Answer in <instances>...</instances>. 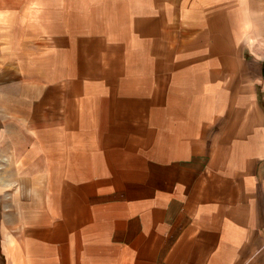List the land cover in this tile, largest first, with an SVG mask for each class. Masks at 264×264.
Returning <instances> with one entry per match:
<instances>
[{"label": "crops", "instance_id": "1", "mask_svg": "<svg viewBox=\"0 0 264 264\" xmlns=\"http://www.w3.org/2000/svg\"><path fill=\"white\" fill-rule=\"evenodd\" d=\"M0 264H264V0H1Z\"/></svg>", "mask_w": 264, "mask_h": 264}, {"label": "rangeland", "instance_id": "2", "mask_svg": "<svg viewBox=\"0 0 264 264\" xmlns=\"http://www.w3.org/2000/svg\"><path fill=\"white\" fill-rule=\"evenodd\" d=\"M1 1V0H0Z\"/></svg>", "mask_w": 264, "mask_h": 264}]
</instances>
